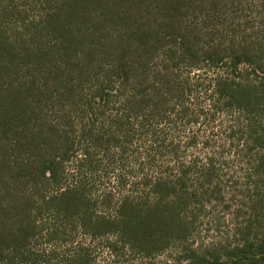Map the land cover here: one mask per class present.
<instances>
[{
  "label": "trees",
  "instance_id": "obj_1",
  "mask_svg": "<svg viewBox=\"0 0 264 264\" xmlns=\"http://www.w3.org/2000/svg\"><path fill=\"white\" fill-rule=\"evenodd\" d=\"M218 121L234 150L211 130L169 141ZM200 139L208 153L187 158ZM224 150L251 167L248 219L237 246L198 254ZM172 248L178 263L264 264V0H0V264Z\"/></svg>",
  "mask_w": 264,
  "mask_h": 264
},
{
  "label": "rangeland",
  "instance_id": "obj_2",
  "mask_svg": "<svg viewBox=\"0 0 264 264\" xmlns=\"http://www.w3.org/2000/svg\"><path fill=\"white\" fill-rule=\"evenodd\" d=\"M228 121L225 123L218 121L213 123L210 127L199 124L195 127L182 128L180 132L171 131L172 133L169 135V141L175 140V142H182L184 144L192 133L208 136L213 134L211 131H215L214 136H217V145L234 150L233 147H229L230 143L225 140L223 134V132L230 127ZM203 130L206 132V135H204V132H201ZM202 142L203 139H200L198 149L195 150L194 148L186 152V157L192 158L195 155H201L203 159L208 151L203 148L201 149ZM138 144L139 143L136 142L130 146L126 150V155H124L121 161L122 166L125 165L124 167H126V170L131 172L136 170V157L138 153L143 150V148L141 150V147H138ZM224 153V156L219 155L218 158L220 163L217 164V168H219L217 180L222 187V191L226 193L225 201L213 205L212 210H214V213L204 212L198 219L197 232L188 243V245H191L194 249H198V254H202L204 252L203 250L209 248L212 244L215 245L216 256L223 253V250H231V248L237 246L241 239V236L237 234V230L242 227L248 219L249 213L246 210L248 201L246 200V196L249 194L248 188L250 182L248 178L251 167H248L245 161H240V158H242L241 154L239 156L234 155L233 151H229L228 154L227 150H224ZM243 193H246L244 197ZM81 242L88 243L84 238L81 239ZM178 251L177 248H172L156 256L155 259H152L151 263L148 264H189V262L185 260L178 263ZM207 253L206 250L204 255ZM95 257V262L92 264H129L126 262L118 263L116 261L117 259H115L116 257H113L102 249L96 253ZM123 259L124 258L120 257V260L123 261Z\"/></svg>",
  "mask_w": 264,
  "mask_h": 264
}]
</instances>
